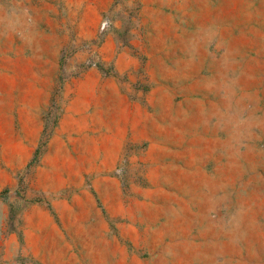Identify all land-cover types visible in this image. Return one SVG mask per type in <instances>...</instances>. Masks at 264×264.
<instances>
[{
	"label": "rangeland",
	"instance_id": "374dc122",
	"mask_svg": "<svg viewBox=\"0 0 264 264\" xmlns=\"http://www.w3.org/2000/svg\"><path fill=\"white\" fill-rule=\"evenodd\" d=\"M0 264H264V0H0Z\"/></svg>",
	"mask_w": 264,
	"mask_h": 264
}]
</instances>
